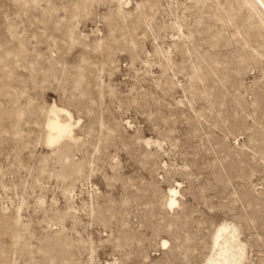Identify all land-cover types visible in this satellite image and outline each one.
Returning a JSON list of instances; mask_svg holds the SVG:
<instances>
[{"label":"rangeland","instance_id":"1","mask_svg":"<svg viewBox=\"0 0 264 264\" xmlns=\"http://www.w3.org/2000/svg\"><path fill=\"white\" fill-rule=\"evenodd\" d=\"M224 222L264 264V0H0V264H204Z\"/></svg>","mask_w":264,"mask_h":264},{"label":"bare ground","instance_id":"2","mask_svg":"<svg viewBox=\"0 0 264 264\" xmlns=\"http://www.w3.org/2000/svg\"><path fill=\"white\" fill-rule=\"evenodd\" d=\"M53 112L55 116L51 118L49 123V143L59 142L64 137L72 138L71 124L65 123L59 118L60 113L70 116V111L62 107H56L53 109ZM177 189L170 191L172 193V198L169 203L171 206L177 204L175 198L178 192ZM213 238L211 253L204 264H242L244 262L246 249L239 239L237 229L234 225H229L227 222H224L217 228ZM163 244L166 245V242Z\"/></svg>","mask_w":264,"mask_h":264}]
</instances>
